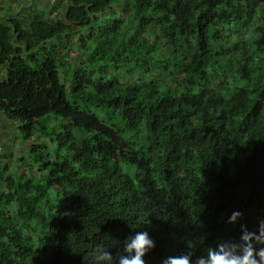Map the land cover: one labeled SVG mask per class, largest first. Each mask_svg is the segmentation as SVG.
I'll return each instance as SVG.
<instances>
[{
	"label": "trees",
	"instance_id": "obj_1",
	"mask_svg": "<svg viewBox=\"0 0 264 264\" xmlns=\"http://www.w3.org/2000/svg\"><path fill=\"white\" fill-rule=\"evenodd\" d=\"M222 66L238 76L227 92ZM0 115L23 144L52 146L28 145L38 178L0 191V264H97L94 249L115 258L141 231L156 245L145 264L189 247L194 261L264 219V0H67L53 18H2ZM17 214L37 223L41 252Z\"/></svg>",
	"mask_w": 264,
	"mask_h": 264
},
{
	"label": "rangeland",
	"instance_id": "obj_2",
	"mask_svg": "<svg viewBox=\"0 0 264 264\" xmlns=\"http://www.w3.org/2000/svg\"><path fill=\"white\" fill-rule=\"evenodd\" d=\"M67 0H0V18H10V17H22L25 15L26 11L41 10L48 13L50 18H53L55 13H61L62 9L65 8ZM262 19L260 18L259 12L255 14L254 19L249 24L248 28L245 30L243 38L245 42L248 41L253 34L257 32L258 26H260ZM64 49L59 48L58 52L63 53ZM77 48L75 45H71L63 56L59 57V61L62 66H58V76L62 87L65 89L67 87L66 80L63 75V70L66 72L71 71V67L79 63L80 59L78 57ZM223 68L222 81L220 87L224 92L231 89L233 85L238 81L237 74L233 73L234 67ZM162 70L157 67L155 70L148 69L147 72H138L137 70H131L129 72L120 71L118 74L119 81L130 82L137 79H142L145 81L149 77L158 78V72ZM221 71V70H220ZM210 74H216L211 72ZM152 75V76H149ZM94 77V75H93ZM95 78V77H94ZM165 81V79H163ZM48 125H52L51 120H47ZM17 123L7 121L3 116L0 115V191L4 194L7 191L8 185H10L12 180L25 181L26 178L36 179L39 176L37 168L32 165L31 160L28 159L26 155V147L30 144H39L45 147L41 149L42 151H52V146L48 142L47 138L39 134L32 137V140L28 143H22L21 140L16 136ZM136 140H143V131L135 133ZM130 136V135H128ZM14 205L11 203V206ZM40 210V206H38ZM16 221L20 226L26 227L25 232L29 233L32 237L35 245H37L39 252L43 250L41 243L38 241V235L40 233L37 223L33 220H25L17 214Z\"/></svg>",
	"mask_w": 264,
	"mask_h": 264
},
{
	"label": "clouds",
	"instance_id": "obj_3",
	"mask_svg": "<svg viewBox=\"0 0 264 264\" xmlns=\"http://www.w3.org/2000/svg\"><path fill=\"white\" fill-rule=\"evenodd\" d=\"M243 214L233 211L228 218L229 224H235ZM155 241L147 231L137 232L123 241V249L115 258L107 250L97 247L93 256L97 264H145L143 257L155 248ZM259 246V247H258ZM193 250L176 257L166 258L162 264H264V219L259 220L256 232H250L246 225H240L239 237L219 240L214 247H208L205 255L193 261Z\"/></svg>",
	"mask_w": 264,
	"mask_h": 264
},
{
	"label": "crops",
	"instance_id": "obj_4",
	"mask_svg": "<svg viewBox=\"0 0 264 264\" xmlns=\"http://www.w3.org/2000/svg\"><path fill=\"white\" fill-rule=\"evenodd\" d=\"M0 19H2V17Z\"/></svg>",
	"mask_w": 264,
	"mask_h": 264
}]
</instances>
